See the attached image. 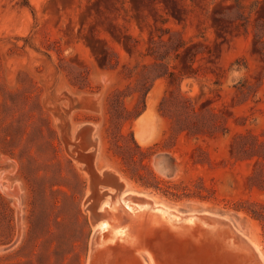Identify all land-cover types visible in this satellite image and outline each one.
Wrapping results in <instances>:
<instances>
[{"label":"rangeland","instance_id":"rangeland-1","mask_svg":"<svg viewBox=\"0 0 264 264\" xmlns=\"http://www.w3.org/2000/svg\"><path fill=\"white\" fill-rule=\"evenodd\" d=\"M139 262L264 264V0H0V264Z\"/></svg>","mask_w":264,"mask_h":264},{"label":"water","instance_id":"water-1","mask_svg":"<svg viewBox=\"0 0 264 264\" xmlns=\"http://www.w3.org/2000/svg\"><path fill=\"white\" fill-rule=\"evenodd\" d=\"M112 203H117L120 205V207L124 208L126 211H128L126 208V203H131L133 205H136L138 207H141L145 210H157L158 208L155 207L154 203L151 201L145 199V198H122L117 197L115 198ZM203 222H205L208 225H226L227 223L223 220L211 218V217H204L201 218Z\"/></svg>","mask_w":264,"mask_h":264},{"label":"bare ground","instance_id":"bare-ground-1","mask_svg":"<svg viewBox=\"0 0 264 264\" xmlns=\"http://www.w3.org/2000/svg\"><path fill=\"white\" fill-rule=\"evenodd\" d=\"M189 84H192V83H189ZM190 86V85H189ZM197 86V85H196ZM195 87V86H194ZM196 89H197V87H196ZM7 188V187H6ZM18 188V187H17ZM16 188V189H17ZM15 189V190H16ZM7 190H9V188L7 189ZM10 191H12V190H10ZM18 191V190H17ZM16 191V192H17ZM9 192V191H8ZM19 193V192H18ZM17 193V194H18ZM9 194V193H8ZM14 194V193H13ZM16 195V194H15ZM12 196V195H11ZM13 197V196H12ZM108 205V204H107ZM106 205V206H107ZM17 206H18V204H17ZM126 209L128 210L127 212H129L130 214H138V213H140V212H142V211H145V209H143V208H141V207H138V206H136V205H133V204H131V203H126ZM158 212H160V213H163L164 215H166V216H170L171 214L169 213V211H167V210H163V209H160V208H158V210H157ZM191 222H193L194 221V218H191V220H190ZM99 227H100V229L102 230V231H108L109 229H110V227H111V225L109 224V222H107V221H104V222H102L100 225H99ZM128 235V232H127V229L126 228H120V229H117L116 231H115V236L116 237H120V238H124V237H126ZM18 240V239H17ZM17 243V242H16ZM9 246V245H8ZM14 248V247H13ZM138 260H139V258H138ZM144 261V260H143ZM143 261H142V263H143ZM139 264H140V262H139Z\"/></svg>","mask_w":264,"mask_h":264},{"label":"trees","instance_id":"trees-1","mask_svg":"<svg viewBox=\"0 0 264 264\" xmlns=\"http://www.w3.org/2000/svg\"><path fill=\"white\" fill-rule=\"evenodd\" d=\"M180 132H181V133L185 132V129H181Z\"/></svg>","mask_w":264,"mask_h":264}]
</instances>
